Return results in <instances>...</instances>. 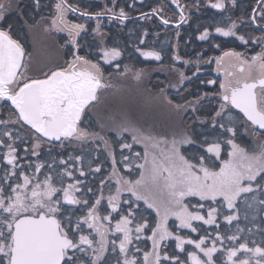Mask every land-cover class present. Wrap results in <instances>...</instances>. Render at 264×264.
<instances>
[{
	"label": "snow or ice",
	"instance_id": "1",
	"mask_svg": "<svg viewBox=\"0 0 264 264\" xmlns=\"http://www.w3.org/2000/svg\"><path fill=\"white\" fill-rule=\"evenodd\" d=\"M171 3L179 22L161 15L163 8L152 16L179 29L188 6ZM254 4L214 28L244 51L222 49L204 28L198 39L220 54L200 53L192 76L169 66L176 83L159 91L181 128L157 136L127 120L98 129L87 123L112 87L101 62L119 76H145L143 68L121 70L119 47L84 39L87 21H94L93 38L103 41V17L123 24L130 19L125 7L111 0V7L90 12L72 0H0V264H264V0ZM194 6L199 10L200 0ZM237 6L238 0L208 4L221 11ZM17 23L29 33L65 34L63 62L34 69L33 52L14 35ZM147 36L145 29L141 45ZM135 50L162 61L160 51ZM172 60L193 63L178 52ZM213 64L224 78L202 79L198 73ZM193 77L199 85L189 92L185 82ZM73 144L94 147L63 151Z\"/></svg>",
	"mask_w": 264,
	"mask_h": 264
},
{
	"label": "flooded vegetation",
	"instance_id": "2",
	"mask_svg": "<svg viewBox=\"0 0 264 264\" xmlns=\"http://www.w3.org/2000/svg\"><path fill=\"white\" fill-rule=\"evenodd\" d=\"M44 2L47 3L48 0H44ZM72 2L78 3L81 8H85L90 12L100 11L106 3L109 7L112 6L111 0H72ZM116 2L120 7H125L130 19L121 24L117 21L109 22L107 16L103 17V41L98 36L95 39L93 38L95 34L92 33L91 29L95 27V22L87 21L89 31L84 39L92 45L119 47L123 53L119 60L121 70L127 65L131 69H146V72L144 78L141 81H137L131 73L127 76H119L111 66L104 65L101 62L102 67L105 69V76L108 77V73H112L110 77L112 87L101 93L99 103L96 104L87 117V123L91 127L98 129L100 123H104L107 128L114 126V124L121 120H127L136 127L142 128L146 132H151L153 135L171 136L174 133L178 134L181 128L180 121L174 122V120L170 119V113L174 117L177 115L171 111L164 96L159 91L160 88L165 87L169 83H176V73L169 71V66H174L184 71L187 75L192 76L193 71H195V62L198 59V53L202 52L208 56H215L213 51L218 50L211 49L207 42H202L198 39L200 32L204 28H209L215 37L214 43L220 44L222 49L235 48L237 51H244V48L239 45L238 41H234L233 38L219 36L215 33L214 28L216 25H227L228 17L235 20L238 16L246 15L250 7L255 6L254 0H238V6L236 8H230L227 11L208 7L209 0H200L201 6L199 10L194 6L195 0H180L181 5L186 4L188 6L185 12V16L188 19L187 23H184L179 29H177L176 23L163 26L160 23L159 16H152L153 8H163L161 15L171 18L175 22H179V9H176V6L171 3V0H116ZM129 4L133 6L131 8L126 7ZM141 12L148 13L149 19L141 18ZM39 14L47 15L48 13L45 9ZM39 19L40 17L37 18V20ZM69 19L75 22H85L83 19L77 20L72 15L69 16ZM145 29L148 30V36L145 38L146 44L141 45L138 37L143 34ZM241 30L248 35H260L259 31L253 33L248 28H242ZM177 31L180 33L179 38L176 36ZM27 33L29 37L26 35ZM31 34L35 37L36 44L31 43ZM14 35H19L29 46V50L33 52L34 69L38 70L40 67L49 63L63 62L65 52L60 48V45L64 43L65 34L53 33L46 35L39 29L33 33H29L27 30H17L14 28ZM192 37L195 38L196 42L204 47H208L210 51L205 52L202 50L194 52L190 46V38ZM136 47H140L143 50L160 51L162 61L146 60L135 50ZM255 50L259 51V48ZM98 52L99 48H94V53ZM176 52L183 59L191 60L193 63L185 66L180 62H174L172 55ZM212 69L210 66L204 67L203 72L198 73V75L204 73V78H213L207 75ZM201 78L203 79V77ZM132 81L137 85L133 86ZM192 81H196L199 84V81L194 77ZM166 90L169 93V98L173 99L172 93L175 90ZM109 134L111 135V133ZM92 147L94 146L91 144L83 146L73 144L63 151L72 152L75 148L76 151L86 152ZM134 148L136 151H143L142 145H135ZM96 154L94 152L93 156ZM104 167L105 174H107L110 171V163H105ZM245 223L247 222L241 219L242 227ZM248 227H252V225L248 224ZM253 231L255 232V228ZM254 238L259 240L261 237L257 234ZM147 244L150 247V241Z\"/></svg>",
	"mask_w": 264,
	"mask_h": 264
},
{
	"label": "trees",
	"instance_id": "3",
	"mask_svg": "<svg viewBox=\"0 0 264 264\" xmlns=\"http://www.w3.org/2000/svg\"><path fill=\"white\" fill-rule=\"evenodd\" d=\"M25 2L27 3L28 0H25ZM40 15H41V14H36V15H35V19L37 20V18L40 17ZM11 19H12V21H15V20H16L15 15H13V16L11 17ZM14 28L17 29V30H18V29L26 30V29L23 28V26H22L21 24H19V23L14 24ZM26 35H28V33H27ZM28 37H29V35H28ZM30 40H31V43L36 44V43H35V37H34L32 34L30 35ZM190 46L192 47V50H193L194 52H195V51H202V50L205 51V52H209V51H210V49H209L208 47H204V46L201 45L200 43L196 42V40H195L194 37L190 38ZM222 47H223V46H222ZM200 53H202V52H200ZM200 53H198V54H200ZM213 54H214V55H219L220 52H219V50H218V51H213ZM206 56H208V55H206ZM196 58H197V57H196ZM201 72H203V68H202V71H201ZM209 72H210V73L207 74V75L213 77V75H212L213 70H211V71H209ZM199 76L204 78L205 74H204V73H201ZM194 78H195V77H194ZM213 78H214V77H213ZM185 83H186V85H187V87H188V91H189V92H196V91H197V86L199 85V84H197L198 82H196V81H192V82H188V81H186ZM201 90H206V89H201ZM172 91H173V90H172ZM173 92H174V93H172V94H173L172 98L175 99V100H176V99H179V98L175 95V91H173ZM185 94H187V93H185ZM206 107H211V105H207ZM170 115H171L170 119H171V120H174V122L180 121V120H179V116H175V117H174L172 113H170ZM170 119H169V120H170Z\"/></svg>",
	"mask_w": 264,
	"mask_h": 264
},
{
	"label": "water",
	"instance_id": "4",
	"mask_svg": "<svg viewBox=\"0 0 264 264\" xmlns=\"http://www.w3.org/2000/svg\"><path fill=\"white\" fill-rule=\"evenodd\" d=\"M213 77L218 79V80H222L224 77H223V72H221L219 74V76L217 75V73L215 72V70H213V73H212Z\"/></svg>",
	"mask_w": 264,
	"mask_h": 264
},
{
	"label": "rangeland",
	"instance_id": "5",
	"mask_svg": "<svg viewBox=\"0 0 264 264\" xmlns=\"http://www.w3.org/2000/svg\"><path fill=\"white\" fill-rule=\"evenodd\" d=\"M210 67L213 68L212 70H215V64L211 65ZM132 84H133V86H136L137 85L136 83H134V81H132Z\"/></svg>",
	"mask_w": 264,
	"mask_h": 264
}]
</instances>
